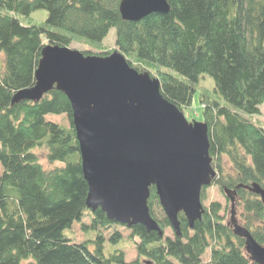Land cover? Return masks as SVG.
<instances>
[{"label": "trees", "instance_id": "obj_1", "mask_svg": "<svg viewBox=\"0 0 264 264\" xmlns=\"http://www.w3.org/2000/svg\"><path fill=\"white\" fill-rule=\"evenodd\" d=\"M120 1L0 0V264H258L229 224L225 189L236 190L239 221L264 246V204L245 187L264 188V124L252 119L264 103V0H167L168 13L137 22L122 18ZM38 9L47 18L26 23ZM112 27L114 49L139 71L158 77L163 96L184 113L199 93L217 170L212 186L226 203L204 204L193 228L180 212V236L154 185L148 205L162 235L87 207L88 183L65 93L53 88L37 101L13 102L19 90L35 85L46 45L88 43L101 50H82L86 55H107L114 49L102 41ZM206 74L212 88L201 87ZM50 115H65L68 124ZM208 189L202 188V201ZM84 217L91 222H82ZM75 222L86 234L81 242L72 237ZM119 225L131 230L128 238ZM127 242L137 253L132 260Z\"/></svg>", "mask_w": 264, "mask_h": 264}, {"label": "water", "instance_id": "obj_2", "mask_svg": "<svg viewBox=\"0 0 264 264\" xmlns=\"http://www.w3.org/2000/svg\"><path fill=\"white\" fill-rule=\"evenodd\" d=\"M119 11L123 19L137 22L152 13H168L170 5L167 0H121ZM35 77V85L19 90L13 102L37 101L53 88L68 97L89 209L101 208L118 223L140 224L162 235L148 205L154 185L175 233L181 235L180 212L194 227L204 212L202 188L217 176L206 122L188 121L163 96L160 79L133 67L117 49L107 55H86L48 44ZM245 187L260 195L264 204L263 187ZM225 191L232 207L229 224L245 239L251 259L264 264V246L236 218V190Z\"/></svg>", "mask_w": 264, "mask_h": 264}, {"label": "rangeland", "instance_id": "obj_3", "mask_svg": "<svg viewBox=\"0 0 264 264\" xmlns=\"http://www.w3.org/2000/svg\"><path fill=\"white\" fill-rule=\"evenodd\" d=\"M47 11L45 9H38V10H35L33 11L30 16H27L25 17V22L26 23H42L46 18H47ZM115 40H116V29L115 27H112L107 36L104 38V40L102 41V44H104L105 46L104 47H108L109 49H114L116 44H115ZM70 48H75V49H78V50H87V49H90L94 52H97V51H100L101 48L100 46H97V45H94V44H88V43H72L70 46ZM116 50V49H114ZM113 50V51H114ZM0 63H1V66L3 64V55L0 56ZM214 86V80L213 78L206 74L204 76V78L201 80V87H207V88H212ZM185 116L187 118L188 121L190 122H194V121H203L202 120V115H201V106L199 104V93L197 92L195 94V97H194V103H193V106L189 109L186 110L185 112ZM49 118L57 121V122H60V123H63L65 125L68 124V119L65 115H58V116H53V115H50ZM253 121H260L262 124H264V103L261 104L260 106V114L258 115H254L252 117ZM40 153L42 154L41 158H42V161L43 163L46 164V160L43 156V152L40 151ZM224 163L226 165L229 164L228 162V159L224 158ZM2 172V166L0 164V174ZM211 199H216V200H219L221 201L222 203H226V198L224 196V194H222L218 187L215 186V185H211L209 186V189L206 193V196L204 198V201H202L203 205L204 204H207ZM235 210H236V215L238 213V206L235 205ZM231 211H232V207H231V202L229 201L228 202V220H230V216H231ZM239 221V217L237 216L236 217ZM82 222L84 223H90L91 222V219L90 217H84L82 219ZM240 223V221H239ZM118 229L121 231V233L123 234L124 238H128V236L130 235V232L131 230L126 227V226H121L119 225L118 226ZM72 231H73V234H72V237L74 238V240L76 242H81L82 240H84L86 238V234L82 231L81 229V224L79 222H75L72 226ZM66 232H68V230H66ZM112 232V229L110 230H104V234L106 237H108ZM169 234H171V232L169 231ZM126 243V242H125ZM125 243H121V244H125ZM108 250V249H107ZM125 252H126V255H127V259L128 260H132L136 257V250H135V247L133 245H131L129 242H127V244L125 245ZM207 257V255L205 256V258ZM176 264H180L179 262H175Z\"/></svg>", "mask_w": 264, "mask_h": 264}, {"label": "flooded vegetation", "instance_id": "obj_4", "mask_svg": "<svg viewBox=\"0 0 264 264\" xmlns=\"http://www.w3.org/2000/svg\"><path fill=\"white\" fill-rule=\"evenodd\" d=\"M231 201V200H230ZM235 202H236V195H235Z\"/></svg>", "mask_w": 264, "mask_h": 264}]
</instances>
